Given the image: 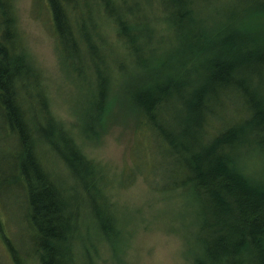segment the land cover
<instances>
[{"label":"trees","instance_id":"1","mask_svg":"<svg viewBox=\"0 0 264 264\" xmlns=\"http://www.w3.org/2000/svg\"><path fill=\"white\" fill-rule=\"evenodd\" d=\"M34 2L45 4L61 66L80 89L73 112L83 133L131 118V173L194 205L190 264H264V0ZM18 35L12 0H0V198L13 194L23 208L24 257L94 264L91 248L73 249L80 211L109 237L111 182L52 116ZM50 156L68 182L45 166ZM3 237L12 263L25 264Z\"/></svg>","mask_w":264,"mask_h":264},{"label":"rangeland","instance_id":"2","mask_svg":"<svg viewBox=\"0 0 264 264\" xmlns=\"http://www.w3.org/2000/svg\"><path fill=\"white\" fill-rule=\"evenodd\" d=\"M12 6L20 46L39 73L52 116L68 130L84 157L111 182L105 192L110 204L107 205L109 215L114 216L110 236L99 232L94 216L82 206L79 234L73 246L75 253L83 255L85 247L91 248L94 264H190L197 249L194 205L180 192L153 191L141 175L131 173L135 138L131 118L114 122L109 118L95 136L83 133L73 112L80 89L61 66L56 41L48 27L45 4L12 0ZM159 32L161 44L169 47L172 40L167 36L170 34L162 28ZM107 34L112 41L114 33ZM148 163L162 166V161L156 157ZM44 164L49 165V171L52 170L59 181L68 182L69 177L56 157L50 156ZM247 165L255 168L257 161L248 160ZM160 171L155 175L159 183L163 182ZM22 215L18 197L8 193L0 198V264H13L4 235L20 248V255L25 256L23 248L29 244L30 234L23 228ZM24 259L25 264H38L34 257Z\"/></svg>","mask_w":264,"mask_h":264}]
</instances>
